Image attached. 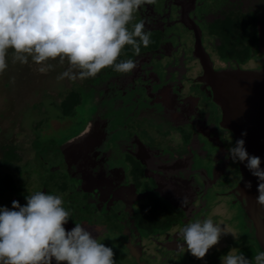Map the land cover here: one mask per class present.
Wrapping results in <instances>:
<instances>
[{
	"label": "flooded vegetation",
	"instance_id": "af4514ba",
	"mask_svg": "<svg viewBox=\"0 0 264 264\" xmlns=\"http://www.w3.org/2000/svg\"><path fill=\"white\" fill-rule=\"evenodd\" d=\"M190 7L189 16L194 10V14L210 13L209 18H216L207 26L216 38L215 22L229 16L255 15L258 23L256 14L247 10L248 0H156L154 5H142L133 14L136 20L128 25L133 28L143 21L145 31L151 32L150 44L141 46L138 56L131 45L126 47L123 61L131 59L137 65L131 73L117 72L113 66L95 77L80 79V70L67 60H49L44 64L52 67L40 75L48 87L46 91L39 86L44 84L35 87L27 109L19 113L15 106H0V208L11 209L13 201L20 203L21 198L37 193L32 191L31 179L25 178L23 171L18 175V170L23 169L22 164L40 160V150L47 148L50 158L61 157V165L69 173L70 183L66 184L72 189L66 205L88 207L96 215L90 221L91 217L83 218L82 227L113 248L116 264H222V257L231 250L255 264V256L264 248L256 223L244 210L250 191L239 188L243 181L239 162L226 158L234 136L221 125L222 110L213 101L209 80L212 63L220 70L227 63L240 62L219 55L218 38V45L210 38L208 47L204 42L196 50L194 39L183 36L178 37L183 45L167 43L168 49H158L169 38V30L176 28L169 20ZM159 16H165L163 23H170L163 27L165 31L160 29L161 34L154 22ZM257 46L251 54L264 59V52H255ZM153 49L156 52L152 53ZM69 69L77 74L76 80L58 79ZM97 95L99 112L100 102L115 98L118 104H126L130 113L144 117L145 136L159 135V142L157 138L144 139L142 125H130L131 115L122 114L127 118H122L124 127L119 129L127 132L112 128L119 115L107 117L98 112L93 119L87 117ZM77 110L86 112L80 122L76 121ZM70 117L75 119L70 121ZM9 180L17 184L13 187ZM11 191L12 200L2 203ZM232 204L243 211L245 223L239 224V216L228 209ZM78 215L77 221L82 222ZM98 215L104 216V221H98ZM205 219L230 233L223 234L203 259L194 257L186 243L178 250V244H183V228ZM148 227L158 230L145 234Z\"/></svg>",
	"mask_w": 264,
	"mask_h": 264
},
{
	"label": "clouds",
	"instance_id": "9594fccd",
	"mask_svg": "<svg viewBox=\"0 0 264 264\" xmlns=\"http://www.w3.org/2000/svg\"><path fill=\"white\" fill-rule=\"evenodd\" d=\"M156 0H0V73L7 68L9 49L15 60L27 64L31 56L36 64L59 58L80 70L79 78L95 77L102 69L113 67L120 73H131L136 63L129 59L116 63L126 45L138 56L141 46L150 44L151 33L143 21L128 25L142 5ZM52 65L39 68L47 72ZM77 79L71 69L58 79ZM243 132L242 136H246ZM233 163H246L258 178L256 202L264 207V168L261 158L250 155L245 140L239 139L226 150ZM251 188V183L247 185ZM184 201H182V204ZM62 198L45 192L27 196V205L12 202V208H0V264H116L112 247L98 242L80 224L70 231L64 225L70 213ZM226 227L212 219L188 223L182 230L187 250L203 259L209 249L220 242ZM235 236L234 233H231ZM222 264H252L242 253L231 250ZM255 264H264V252L255 256Z\"/></svg>",
	"mask_w": 264,
	"mask_h": 264
},
{
	"label": "water",
	"instance_id": "95a60500",
	"mask_svg": "<svg viewBox=\"0 0 264 264\" xmlns=\"http://www.w3.org/2000/svg\"><path fill=\"white\" fill-rule=\"evenodd\" d=\"M263 1L264 0H248L249 7L247 9L258 17L257 27L259 32V43L255 48V52L259 53L264 52V47H262L264 46ZM188 9L190 10H181L178 16L169 20L170 23L173 22V26H176V28H172L167 34L169 36L175 35L178 37L186 36L188 39L193 38L196 43V50L198 45H202L206 39L210 38L212 42H216L218 45L219 42L217 38L211 37L207 31V26L213 24L216 18H209L210 13L206 15L205 13L202 15L194 14V10L191 16H189L192 7ZM226 13L227 12H225V14ZM164 17L165 16H159V18L154 19L155 24L157 23L159 34H161L160 29L164 30L163 27H168L170 24L162 22V18ZM184 17L188 18V20ZM182 25H184V27H182ZM154 32L155 30H152V33ZM167 43L173 44V40L167 38L166 42L158 46V49H168L167 47L169 45H166ZM154 52H156V49L152 50V53ZM257 56L252 53L250 59L244 65L235 64V62L232 61L227 63L226 67L220 70L212 63L210 66L211 77L209 80L212 84L211 94L213 101L220 105L222 110L221 125L232 132L234 136V145L237 140L244 139L248 153L260 157L261 168H264V66H262L263 69L261 70L258 69L261 67L260 65L256 67V69L246 67L250 61H257ZM243 132H247V135L242 136ZM239 166L243 178L239 188L242 191H244L245 188L250 191L248 193L249 199L244 203V210L246 214L249 215L248 217L256 223L255 230L264 248V207H261L256 202V198L259 195L258 184L260 181L257 177L252 175L246 167V163H239ZM249 182L251 183V188L247 187Z\"/></svg>",
	"mask_w": 264,
	"mask_h": 264
},
{
	"label": "rangeland",
	"instance_id": "374dc122",
	"mask_svg": "<svg viewBox=\"0 0 264 264\" xmlns=\"http://www.w3.org/2000/svg\"><path fill=\"white\" fill-rule=\"evenodd\" d=\"M134 13L137 14V11ZM134 20H136V19L133 16L132 21H134ZM128 28H129V30H132V27H128ZM210 36L213 37V35H211V34H210ZM169 38H170V40H173V43L176 46L183 45V43L179 41L178 36H175V35L169 36ZM208 41H209V39H206V41H205L207 47L209 46ZM126 47H127V45L121 51V54L117 60L118 62H121L125 59L124 55L126 54V49H127ZM262 47H264V46H262ZM207 50L209 51L208 48H207ZM211 54H213L212 49H211ZM14 55H15L14 50L9 49L7 57H6V62H7L8 66L3 73H0V106L1 105L3 107L10 106V105L15 106L16 111L18 110V112L21 113L24 109H27L28 106L30 105L29 96L31 97V93L35 90V87L39 84H44V85H39V86L42 87L43 91H46V88L48 87V83H46V82L44 83V81L41 80L40 75H42L43 73H41L39 71V68L42 66H45V64H36L33 61L31 56L28 57V63L24 64V63H21L19 60H15ZM227 60L229 61V58ZM239 62L242 65V62L241 61H239ZM259 65L261 67H259L258 69L259 70L263 69L262 66H264V60L262 59V56H260V55L257 56V61H250L249 64L246 65V67L256 69V67H258ZM221 68H223V67H221ZM96 97L97 98L95 101L94 108H90L88 113H87V117L89 116V117H91V119H93L94 116L97 115L99 112L98 111V105H99L98 100L100 99V96L98 97V95H97ZM85 102H86V104H88L89 101L87 102V100H86ZM12 104H15V105H12ZM89 104L91 105L90 102H89ZM117 104H118V102L115 100V98H113L112 102L111 101H107V102L102 101V102H100V106H99L100 107L99 114L102 116H107V117L114 116V115H117V117L121 116L120 119L118 118L112 123V128L113 127L117 128L118 132L119 131H122V132L125 131V130L119 129L123 125V119L122 118L125 117V116L122 117L123 116L122 114L131 115L133 118H131L132 124H130V125L135 126L136 128H137V126L142 125L140 130H142V137L144 139H147V141L149 142L151 140V138H157L156 142H159L158 141L159 135H154V136L147 135V136H145L147 128L143 126V124L146 122V119L144 117H141L139 114L136 115L134 111H132L130 113L126 104L119 103L118 104L119 107L117 106ZM117 109H119V110H117ZM1 111H3V115L6 114V108L1 110ZM76 113H77L76 114V116H77L76 121L80 122V121H82V118L86 117L85 111L77 110ZM7 116H10V115H7ZM125 118H127V117H125ZM74 119H75V117H70L69 120L72 121ZM62 121H64V119ZM122 127H124V126H122ZM73 129H75V128H73ZM125 132H127V131H125ZM162 138H163L162 135H160V139H162ZM173 142H174V140H173ZM39 153H40L39 154L40 160H37L35 163L29 162V164H27V163L22 164L23 169L18 170L19 171L18 175H20L22 173L21 171H23V173L25 174V178L31 179L30 185H31L33 192H39L41 189V192H45V193L51 194V195H56V196H59L60 198H62V201H63L62 206L63 207L65 206L64 207L65 210L68 211L69 213H73V215L70 214L69 222L64 225L65 229L70 231L72 228L75 227V224H80L82 226V224L86 222V220H82L83 218L91 217L89 219V221H90V220H92L93 217H96V215L92 214V211L89 210L88 207L82 209L78 206V204L72 205L71 202L66 205V201L68 200L67 198L71 197L70 195H68V193H69L68 191L70 189H72V186L69 184H66L67 181L68 182L70 181V176H69V173H67V171L65 170V167H63L61 165V163H62L61 157L58 156L57 159H56V157L50 158L47 148L40 150ZM54 163H55V165H53ZM9 182L12 183V180L11 181L9 180ZM16 184H17L16 181H14V183H12L13 187ZM12 192L13 191L4 195V197L2 198V203H6V201H8V200H12V198H10V197H12ZM20 204H21V206H26L27 205V198L26 199L21 198ZM77 206L80 209H78ZM228 209L230 211H232L234 215L239 216V222H238L239 224H241L242 221L245 223L243 211H240L239 207L232 204V205H228ZM87 210H88V212H90L89 213L90 216L87 215ZM154 213L158 214L156 212H154ZM76 214H79L78 215L79 219H81L82 222L77 221ZM103 219H104V216L100 217L98 215V221H104ZM106 219L110 223V226H113L114 228L116 227L114 225V222L111 223L109 217H106ZM243 227H244V224H243ZM148 228L149 229L147 230V233H145V234H150V233L152 234V233L156 232V230H158L155 227H148ZM161 229H163V228H161ZM145 236H147V235H145ZM251 243L254 244L253 239H252ZM238 254H241V252H238ZM53 264H56V261L54 258H53Z\"/></svg>",
	"mask_w": 264,
	"mask_h": 264
},
{
	"label": "trees",
	"instance_id": "16d2710c",
	"mask_svg": "<svg viewBox=\"0 0 264 264\" xmlns=\"http://www.w3.org/2000/svg\"><path fill=\"white\" fill-rule=\"evenodd\" d=\"M255 18V15L250 18L232 15L215 22L213 32L220 41L221 57L243 62L252 55L253 48L259 43Z\"/></svg>",
	"mask_w": 264,
	"mask_h": 264
}]
</instances>
